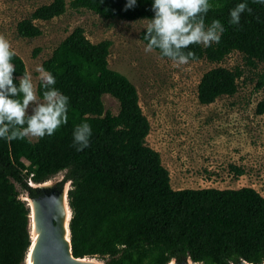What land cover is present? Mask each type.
Listing matches in <instances>:
<instances>
[{"label":"trees","instance_id":"1","mask_svg":"<svg viewBox=\"0 0 264 264\" xmlns=\"http://www.w3.org/2000/svg\"><path fill=\"white\" fill-rule=\"evenodd\" d=\"M214 5L206 24L218 19L225 31L219 43L209 47L193 44L198 60L217 63L231 51L242 55L246 65L264 62V4H254L239 26L229 24L230 10L245 0H210ZM69 0L72 9L84 8L103 18L152 19L153 0ZM64 0L37 6L17 21L20 37L40 34L34 20H49L62 14ZM146 28L138 37L145 45ZM110 40L89 41L81 27L73 28L41 62L56 80L55 88L69 100L68 123L54 135L30 141L0 139V264H22L29 245L28 209L18 198L15 184L28 197L39 199L51 190L31 187L61 173L68 181L66 201L70 210L69 242L74 257H94L103 264H165L171 258L182 263L187 257L200 264H253L264 261V193L250 186L238 188H179L169 184L167 169L156 150L145 144L149 125L137 102L133 84L107 66ZM162 57L159 49H153ZM34 50L32 55L34 56ZM167 58V57H164ZM14 83L24 75L16 54ZM241 70L215 66L203 72L196 84V99L208 104L221 95H231ZM256 88L264 89V70ZM37 94L45 90L36 82ZM102 94L118 102V111L104 110ZM22 98V97H21ZM255 112H264V100ZM92 127L90 146L73 147L75 126ZM236 175L242 170L230 165Z\"/></svg>","mask_w":264,"mask_h":264},{"label":"rangeland","instance_id":"2","mask_svg":"<svg viewBox=\"0 0 264 264\" xmlns=\"http://www.w3.org/2000/svg\"><path fill=\"white\" fill-rule=\"evenodd\" d=\"M50 1L0 0V35L10 41L35 86L40 75L37 66L73 28L81 27L93 43L108 39L107 66L126 76L135 87L138 105L149 125L145 144L158 152L173 189L250 186L264 193V112H255L258 101L264 100V89L255 87L264 62L250 67L239 52L231 51L217 63L200 58L176 66L155 50L145 52L147 45L138 34L150 19L103 18L84 8H70L69 0H64L62 14L33 21L40 29L38 36H18L17 21ZM215 66L241 70L236 90L201 104L196 99V84L203 72ZM101 101L104 110L111 114L118 111L117 100L109 94H102ZM28 112L31 114V106ZM230 165L240 168L242 174L236 175ZM15 188L22 199V190L16 184Z\"/></svg>","mask_w":264,"mask_h":264},{"label":"clouds","instance_id":"3","mask_svg":"<svg viewBox=\"0 0 264 264\" xmlns=\"http://www.w3.org/2000/svg\"><path fill=\"white\" fill-rule=\"evenodd\" d=\"M136 0H127L125 8L135 6ZM264 4V0H252ZM214 5L210 0H153L151 10L154 17L146 26L144 39L148 41L145 52L159 49L162 57L184 65L195 58L193 51H185L193 44L205 47L219 43L225 31L220 20L214 19L206 24L205 18ZM247 3L236 4L229 13V24L239 26L244 13L252 14ZM16 51L10 41L0 35V139L6 141L28 138H43L54 135L56 130L68 123L70 98L55 88V77L42 66H37L42 83V99L37 94L30 73L14 83L16 66L12 62ZM22 97V98H21ZM31 106V114L28 110ZM92 127L88 123L75 126L73 147L83 151L90 146ZM264 264V261H262Z\"/></svg>","mask_w":264,"mask_h":264},{"label":"water","instance_id":"4","mask_svg":"<svg viewBox=\"0 0 264 264\" xmlns=\"http://www.w3.org/2000/svg\"><path fill=\"white\" fill-rule=\"evenodd\" d=\"M56 176V175H55ZM54 176V177H55ZM52 177L51 179H49V181L51 182V185L48 187H44V186H38V184H42L41 183H36L37 185H31L30 183L32 182H28V185L31 187H38V188H42V189H50L51 190V186L55 181H58L60 179L59 178H55ZM48 181V180H47ZM53 181V182H52ZM46 182V181H44ZM67 183V188H68V181L64 182V184ZM35 184V183H32ZM63 184V187H64ZM63 187L55 194H51V192L47 193L45 196L39 198V199H34V198H30L27 196V194L24 192L23 196H22V200H24L25 205L28 209V234H29V245L26 249L25 252V256L23 259L22 264H26V257H27V253L28 250L30 248L31 245V218H30V208L28 206L27 198H30L32 200L35 201L36 203V219H37V223L42 227L43 229V233H42V238L40 241V246H39V254H38V260H37V264H67L65 259H64V255L62 252V248L56 238V234H55V229H56V200L58 197V194L60 192H62ZM67 191V189H66ZM66 191H65V202H66V206L68 209V214H67V218L65 220L66 223V231H67V239H68V247H69V254L71 256H73L71 254V250H70V242H69V230H68V220L70 217V210L68 208L67 205V201H66ZM74 257V256H73ZM76 258H86L89 260L94 261L96 264H103L104 260L101 259H96L94 257H76ZM169 261H172L173 264H184L185 262H189V263H193L188 257L182 262V263H177L175 261L174 258H171ZM168 261V262H169ZM168 262H166L165 264H167ZM244 263H250L244 260H240L239 262H237L236 264H244ZM253 264V263H251Z\"/></svg>","mask_w":264,"mask_h":264},{"label":"bare ground","instance_id":"5","mask_svg":"<svg viewBox=\"0 0 264 264\" xmlns=\"http://www.w3.org/2000/svg\"><path fill=\"white\" fill-rule=\"evenodd\" d=\"M31 185H37L32 184ZM51 185V182L48 180L43 182L42 184H38V186L48 187ZM67 189V183L64 184L62 192L58 194L56 200V229L55 234L56 238L62 248V252L64 255V259L67 264H96L94 261L86 259V258H76L69 254L68 247V239H67V231H66V223L65 220L67 218L68 209L65 202V191ZM28 206L30 208V218H31V245L27 253L26 264H37L38 254H39V246L42 238L43 229L37 223L36 219V203L34 200L27 198ZM167 264H173L172 261H169ZM184 264H191L189 262H185ZM251 264V263H244Z\"/></svg>","mask_w":264,"mask_h":264},{"label":"flooded vegetation","instance_id":"6","mask_svg":"<svg viewBox=\"0 0 264 264\" xmlns=\"http://www.w3.org/2000/svg\"><path fill=\"white\" fill-rule=\"evenodd\" d=\"M57 175H58V174H57ZM61 179H62V175L60 176V179H59L58 181H55V182L52 184L51 187H53V185H54L56 182H59V181H60V183H61V184H60V187H59V190H60V189L63 187V184H64V182H62ZM47 190H50V189H47ZM59 190H58V191H59Z\"/></svg>","mask_w":264,"mask_h":264}]
</instances>
